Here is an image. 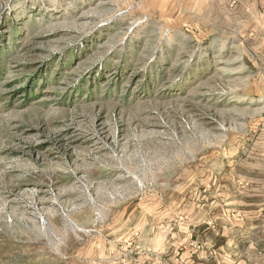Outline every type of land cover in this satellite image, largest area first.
Masks as SVG:
<instances>
[{
  "label": "rangeland",
  "instance_id": "rangeland-1",
  "mask_svg": "<svg viewBox=\"0 0 264 264\" xmlns=\"http://www.w3.org/2000/svg\"><path fill=\"white\" fill-rule=\"evenodd\" d=\"M264 0H0V264H256Z\"/></svg>",
  "mask_w": 264,
  "mask_h": 264
},
{
  "label": "crops",
  "instance_id": "crops-1",
  "mask_svg": "<svg viewBox=\"0 0 264 264\" xmlns=\"http://www.w3.org/2000/svg\"><path fill=\"white\" fill-rule=\"evenodd\" d=\"M254 260H255L256 264H264V250H263V248L259 249V254L257 257H254Z\"/></svg>",
  "mask_w": 264,
  "mask_h": 264
}]
</instances>
